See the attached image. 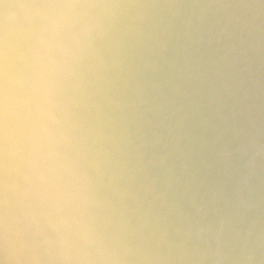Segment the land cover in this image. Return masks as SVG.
<instances>
[{
    "label": "clouds",
    "instance_id": "1",
    "mask_svg": "<svg viewBox=\"0 0 264 264\" xmlns=\"http://www.w3.org/2000/svg\"><path fill=\"white\" fill-rule=\"evenodd\" d=\"M0 264H264V0H0Z\"/></svg>",
    "mask_w": 264,
    "mask_h": 264
}]
</instances>
